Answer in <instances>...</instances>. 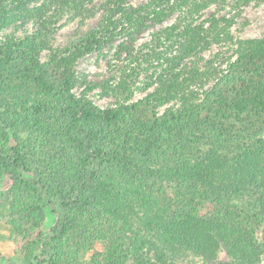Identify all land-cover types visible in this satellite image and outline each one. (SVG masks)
I'll list each match as a JSON object with an SVG mask.
<instances>
[{
	"label": "trees",
	"instance_id": "1",
	"mask_svg": "<svg viewBox=\"0 0 264 264\" xmlns=\"http://www.w3.org/2000/svg\"><path fill=\"white\" fill-rule=\"evenodd\" d=\"M263 3L0 0V172L13 177L8 226L28 261L75 264L99 241L97 264H174L186 254L205 263L222 247L235 264L256 263L264 34L238 32L243 10ZM97 14L95 26L52 46L63 17ZM110 45V75L81 89L78 61ZM94 89L112 104L94 105ZM57 200L52 236L33 237ZM198 202L213 212L202 216Z\"/></svg>",
	"mask_w": 264,
	"mask_h": 264
},
{
	"label": "rangeland",
	"instance_id": "2",
	"mask_svg": "<svg viewBox=\"0 0 264 264\" xmlns=\"http://www.w3.org/2000/svg\"><path fill=\"white\" fill-rule=\"evenodd\" d=\"M144 0H130L132 5H138ZM212 12V9H209L206 13L209 14ZM99 19V14H97L93 19L80 20L76 18L69 21L67 17H63L59 22V27L55 32L52 40V46L63 47L68 42L69 38L72 35L77 33H83L89 28L96 25ZM239 22H246V25L241 28L238 32V36L242 39H260L264 34V3L254 7L252 4L246 7L243 10V16L239 19ZM172 23V20H168L163 25H168ZM240 25L235 26L236 29ZM27 28L30 29V25H27ZM12 32L11 28H8L5 33ZM16 35H20L18 32ZM147 35H145V38ZM146 38L145 40H147ZM141 40L140 42H143ZM115 45H110L106 47L102 53H93L89 56H86L78 61L77 64V75L81 80L82 86L81 89H84L85 86L89 83H99L106 79L110 73L107 69V62L111 60L113 54V48ZM46 52H43L41 55V60L45 61ZM203 56L208 59L210 53L206 52ZM12 86L15 85L10 79ZM80 87L74 88L73 92L78 94L80 92ZM88 96L97 107L104 109L110 104L113 100L111 98L100 97V90L94 89L88 93ZM143 94L137 93L133 100L139 99ZM25 100L28 98L24 97ZM21 104V103H18ZM5 104L0 102V107L5 109ZM166 107L158 109V114L161 115L165 111ZM264 138V132L261 134ZM44 150L40 153L44 154ZM39 153V154H40ZM47 155L46 157H48ZM27 175V174H26ZM13 177L12 175L5 174L0 172V264H40L38 261L34 260L33 262L28 261V251L26 246V241L22 237H17L12 232V229L8 226L9 224V205L11 201V189ZM61 201L57 200L54 203H49L42 212V215L39 216L40 225L37 230L34 232L33 237L42 233L43 236L49 238L53 234V228L56 226L60 213H61ZM197 209L199 213L203 216L207 213H212L214 207L203 202H198ZM252 237L261 251L259 252L258 260L255 264H264V224L256 227L252 231ZM105 246L102 242L96 241L91 247L83 248L77 254L75 264H97L99 261L102 263L103 255L105 254ZM35 253H40L38 250ZM237 261L228 256L225 248H220L213 259L210 261L202 260L198 257H193L191 254H186L184 260L179 259V261L174 264H235Z\"/></svg>",
	"mask_w": 264,
	"mask_h": 264
}]
</instances>
